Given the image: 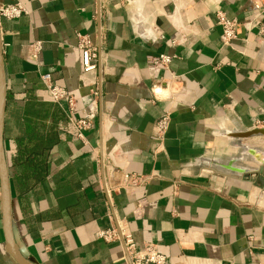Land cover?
<instances>
[{
	"label": "crops",
	"instance_id": "0c3cea01",
	"mask_svg": "<svg viewBox=\"0 0 264 264\" xmlns=\"http://www.w3.org/2000/svg\"><path fill=\"white\" fill-rule=\"evenodd\" d=\"M20 1L28 13L0 19L20 252L35 264H129L120 238L98 235L119 220L168 264H264V189L236 174L255 164L237 159L229 136L264 127L262 0ZM218 11L239 21L230 45ZM78 32L98 46L101 32V82L99 69L84 71ZM160 53L174 57L167 69L148 65ZM47 73L74 96V110L54 101ZM168 109L164 148L154 153ZM88 117L81 138L72 120ZM244 143L264 151V137ZM25 146L39 153L43 177L16 162ZM123 173L153 178L132 192L120 188ZM0 264H18L6 250L1 205Z\"/></svg>",
	"mask_w": 264,
	"mask_h": 264
},
{
	"label": "built area",
	"instance_id": "2783aa9c",
	"mask_svg": "<svg viewBox=\"0 0 264 264\" xmlns=\"http://www.w3.org/2000/svg\"><path fill=\"white\" fill-rule=\"evenodd\" d=\"M26 13H28V11L20 0H8L7 2L0 3V19L6 18L8 20H13ZM216 15L217 24L222 31L223 44H232V42L237 39L236 29L239 21L236 18L228 17L224 11H218ZM77 38V47L82 53L84 71L86 73L97 72L99 66H103L102 51L98 44L93 41L89 34L78 32ZM33 48L32 58L37 59L41 49V42H36L33 45ZM173 58L172 55L160 53L158 55L150 56L148 59V65L156 69H167L173 61ZM42 80L55 102H67L69 109L71 111L74 110L76 103L75 98L66 88L54 83L50 73L44 74ZM162 88V84L155 85L154 91L161 92ZM93 94L96 96L98 90L95 89ZM171 115V110L168 109L156 122L157 135L153 138L154 153L160 152L164 148V140L166 132L170 126ZM72 124L76 129L78 136L81 138L84 137L85 133L93 126L92 120L89 117L72 120ZM152 178V175L123 173L120 188L134 192ZM142 204L143 202L140 203L135 210L136 216L141 215ZM117 226H119L124 237L127 252L132 264H168L167 257L159 251L156 244L145 243L140 247L137 240L129 232L127 225L119 220H117V225L113 224L110 228L100 230L98 234L99 237L106 241H114L120 238Z\"/></svg>",
	"mask_w": 264,
	"mask_h": 264
},
{
	"label": "water",
	"instance_id": "95a60500",
	"mask_svg": "<svg viewBox=\"0 0 264 264\" xmlns=\"http://www.w3.org/2000/svg\"><path fill=\"white\" fill-rule=\"evenodd\" d=\"M264 4V0H262ZM99 48L101 50V32ZM100 82L102 79V67L99 66ZM6 92L7 82L4 67V55L1 40V26H0V205L2 213V221L6 237V250L11 254L18 264H35L26 258L19 250L13 234V220H12V188L8 162L4 147V122L6 112ZM229 136L235 138L234 144L239 149L238 160L240 162L251 160L254 166L245 165L236 172L238 176H245L248 180L254 182L256 185L264 189V151L250 147L244 143V140L252 137H264V127L252 128L245 131L234 132ZM118 228L119 237L122 240L125 250L126 258L129 264L131 263L130 256L127 252L126 243L122 232Z\"/></svg>",
	"mask_w": 264,
	"mask_h": 264
},
{
	"label": "trees",
	"instance_id": "16d2710c",
	"mask_svg": "<svg viewBox=\"0 0 264 264\" xmlns=\"http://www.w3.org/2000/svg\"><path fill=\"white\" fill-rule=\"evenodd\" d=\"M19 145L23 143V139L18 140ZM17 163H22L25 165V172L29 174V171L34 172L38 178L44 176L45 165L39 158V153L37 151L29 150L28 147H22L18 152L16 157Z\"/></svg>",
	"mask_w": 264,
	"mask_h": 264
}]
</instances>
